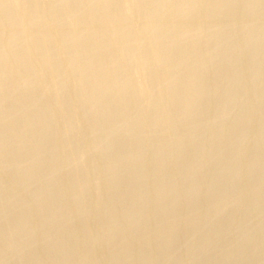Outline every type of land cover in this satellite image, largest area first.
I'll return each mask as SVG.
<instances>
[{
	"label": "rangeland",
	"instance_id": "rangeland-1",
	"mask_svg": "<svg viewBox=\"0 0 264 264\" xmlns=\"http://www.w3.org/2000/svg\"><path fill=\"white\" fill-rule=\"evenodd\" d=\"M73 1H76V0H73ZM73 1L71 0L72 3H73ZM117 1L119 3L122 2V6H124V7L128 5V1H124V0H117ZM199 1H201V0H199ZM203 1H205V0H202L201 2H203ZM217 1L218 0H216V2ZM238 1L239 0H235L234 3L232 4V7H234L233 9L230 5L228 8L223 9L222 11H217L215 9H212L211 12H210V10H207V12H206V10L202 9V10H199L198 12H196L197 14H195L196 17H201V18L203 17L204 19L208 20L209 23L202 25V28H203V26L206 25L202 29V31L204 33H206V31L208 30L207 33L210 34V36H208L209 38L207 37V39L206 38L204 39L206 42L204 40H203L204 42H202L203 44H205V46H203L201 41L198 43V45H196L197 46L196 48H198V46H199V48L197 49L198 53L201 54L202 47L204 49L206 47H209L210 44H213V46L215 44H218L215 46V49H217L218 52L215 51V49H213V53L215 51L217 53L218 57L211 61V62H213L211 65H210L211 62L209 63V65L208 64L206 65V69H207V72H205L206 75H205V73L202 74L200 76L201 78L199 77L200 80L198 81V83H200L201 85L204 83L203 85H205L206 87L216 86V83H217V85L220 84L218 86L219 90L221 89L220 91L217 88L213 91L209 90L208 94L206 93V95L209 97L207 99H209V101L212 104L206 99L207 96L205 95L203 98L204 101H203V99H201L200 104H198L196 107V110L198 112H200V109L204 110L206 108V111H208L207 113L204 114L205 110L204 111L202 110L203 112L201 111L199 113V117L195 116V118H193L191 116H187L188 111H186V110H181V109L177 110L176 107L171 108L170 110H168L170 113L167 112L168 113L167 115L165 113L163 118L161 120H158V122L155 123L154 126H157V127L153 128V129H149L146 133V131H144V129H147L148 125H145L146 121L144 122V120H147V123L150 124L148 121L151 122V120H149V119H152V116H153V115H151V113L152 114L155 113V111H150V112H148V114H146L149 119L145 115V118H143L144 120L141 119L142 121L140 120L138 123H136L137 125L135 124V127H133L134 133L132 130V135L128 136V139L125 138L126 141H124L123 136L119 137V139L117 141V144L119 142V145L115 144L114 145L115 147H113L114 149L110 148L107 152L99 153L98 149L97 148L94 149L95 148L94 147L93 148L95 150L94 153L95 154L97 153L96 155H98V158H97V157H94L95 154L92 151L93 149L90 147V145L92 146V144H93L91 142V140L94 139V137H96V136H98L97 138L102 137L105 130H103V132H102V128L100 127L94 132V134H93V132H91L92 135H90L89 134L90 132H89V133H87L88 134L87 135L86 134V131H88L87 129L91 126L90 124L94 123V120L92 121L93 117H91V116L89 117V115H88V116H86L85 120L89 118L90 121L89 120L85 121L86 123L87 122L88 123L86 126L84 125V127H87L88 125L89 126L86 129L83 127L85 130H82V131H85V133L82 131H78V133L77 132L75 133V131L72 130L74 132L73 134H76V135H73L71 132V135H69V138L66 137L64 135V132H65L64 124L66 123V121H65V118L63 116L70 109L69 103L66 101L65 104L67 106L64 107V105H65L64 104L63 105L64 111L59 113L60 116L63 115L62 117L64 119H62V117L60 118L59 114H55L56 116L53 115L54 117L52 116V119H51V117L50 118L43 117L39 121V124L40 125L41 124L42 125H46V124L48 125L49 124L47 127L50 129L42 131L40 133L41 135L39 133L35 134V132L34 133L29 132L26 136V137H28L27 139H31V138L35 139V138H37V136H39L38 138H44L42 133L43 134L45 133V135H46L45 140L46 141H45V143L42 144L43 148L41 146H40L41 149L38 148L39 153H42V150L44 149V147H46L43 150L44 151L43 152L44 154L42 153L43 155H39L37 150H33V151H37L36 153L32 152V150L31 151L29 150L27 153L18 152L19 154L18 153L14 154L16 152L14 150L12 152L7 150V151H4L5 153L4 152L2 153L3 157L0 156V165H3L2 166L3 170L1 169V166H0V183H1L0 185H2V187L0 186V243H1L0 244V257H1L0 264H18V263H21V264H46V263L47 264H54V263L55 264H58V263L59 264H78V263L79 264H87V263L88 264H101V263L105 264V263L109 262V260H110L109 263L115 262V260L118 263V262H122V261H118L119 259H124L126 256H129V254L130 255L133 254V252L135 250L140 251V252H142L144 250L142 252L143 260L146 262L149 261V262H147V264H149V263L150 264H162V263L163 264H170V263L171 264L172 263L173 264L174 263L175 264H183L182 262L184 259H185L186 264H206V261H207V264H225V263L226 264H231V263L232 264H248V263H250V264H264V198H263L264 197V195H263L264 194V96H263L264 95V77H263L264 76V73H263L264 72V61H263L264 58L262 59V57H264V38H263L264 37L263 36V34H264L263 33L264 32L263 31L264 30V7H263L264 3H260V4H257L255 6H252L251 8L245 9L242 6H245V4L247 2H250L251 0H240L239 2ZM125 2H126V5H124ZM52 3H55V0L51 1L48 4V8L54 5ZM241 3H242V5H241ZM243 3H245V4L243 5ZM151 4L152 3H150V5ZM239 5L241 8L239 7ZM148 6H149V4L146 5V7H148ZM259 6H261V7H259ZM146 7H145V9H146ZM230 7L232 10L230 9ZM238 7L240 9H242V12L239 11L240 9H238V11H236L237 10L236 8H238ZM101 8L98 9L99 13H104L106 11V9L103 7H101ZM260 9H261V11H259ZM224 10H225V13H224ZM247 10H248V13L250 15L249 14L247 15ZM201 11H203V12H201ZM215 12H216V14H214ZM228 12L232 13V15ZM238 12H241V13L238 14ZM145 13L146 12L143 11L140 14H138V18H139L138 20H142L143 17H144L143 19H145L147 16V14H145ZM202 13L204 14L203 16H202ZM140 15H142V18L140 17ZM209 16H210V19H209ZM258 16H260V17H258ZM196 17L194 20H192L190 22V26L193 25L194 27H197L199 25L198 20L196 21V19H197ZM250 17H252L253 19ZM257 17H258V19H257ZM223 20H224V22H223ZM244 20L246 21L245 23H244ZM254 20H256V21H254ZM210 21H214L211 23L217 24V25L212 24V25H214L212 32L214 31V29L217 30L220 28V30L224 31L225 34L230 33V36L227 35V36H229L227 38V41H222L221 43L220 42L215 43L216 39H214L213 40L214 43L210 42V41H212L210 39L212 37V33H210L211 32L210 27H212V26H210ZM218 22H219V24H218ZM235 22H237V23L235 24ZM242 22H243V24H245V26L242 24ZM192 23H194L195 25ZM222 23H224V24H222ZM81 25L85 26V24H81ZM124 26L125 25H123V24H122V26L120 25L117 28V31L121 27H124ZM232 26H234V27H232ZM230 27H231V29H230ZM236 28H238V30ZM246 29H248V30L246 31ZM256 30H258V31H256ZM250 31H253L254 33L256 31V35H255L256 38L251 39L250 41H248L246 43L242 42V44L244 46L242 44H239V43H241V42H239V40L242 41L244 39L243 36H245V34L247 32H250ZM209 34H207V35H209ZM238 36L239 37L241 36V37L239 38ZM236 37H238V38H236ZM228 39L231 40V42L229 43L230 45L228 44V42H229ZM252 40H254V41H252ZM234 43H235V45H234ZM208 44H209V46H208ZM248 44H250V45H248ZM0 45H2L1 41H0ZM16 45H18V47ZM16 45L10 47V49H15V48L21 47V44H16ZM221 45L223 47H221ZM22 46H23V43H22ZM200 46H201V48H200ZM225 47H226V50L224 51L223 49H225ZM240 47L242 48V50L240 49ZM10 49H8V51ZM6 51H7V49H6ZM223 51L225 54L223 53ZM227 51H228V53H227ZM256 52L258 54H256ZM216 53H214L215 56H216ZM222 53H223V55H222ZM228 54H230V55H228ZM220 55H221V57H220ZM233 55H234V57H233ZM256 55H258V56H256ZM222 56H224V57H222ZM228 56L229 57L231 56L230 57L231 59L233 58L232 60L234 61V63L230 59H228L229 58ZM259 57H260V59H259ZM218 59H220V63H222L220 65H223V66L225 65V67H224L225 69L222 70L223 67L220 66V68H221L220 70H214L216 65L217 66L219 65ZM214 61H217V62L214 63ZM243 62H245V63L243 64ZM214 64H215V66H214ZM243 65H244V67L242 70ZM208 66H210L209 69H208ZM227 66L231 67L230 72H229V69ZM233 67H235V68H233ZM187 68H188V66H186V68H184V69L187 70ZM211 69H212V71H211L212 72V74H211L212 78H210L211 75L209 73ZM245 70H247V71H245ZM223 71H224V74L222 73ZM226 71H228V72L226 73ZM214 72H216V73H214ZM242 72H243V75H242ZM258 72H260V73H258ZM217 73H218V75H217ZM228 73H229V76H228ZM261 73L263 74V76ZM225 75H227L228 77ZM238 75H239V77H238ZM245 75H247V76L245 77ZM222 76L225 80L227 78L230 80L229 81L227 80L226 81L227 83H225V80L222 78ZM220 77H221V79H220ZM234 77H236V78L234 79ZM244 78H245V80H244ZM211 79H212V83L210 84ZM213 81L216 83L214 84ZM11 85H12V83H7V86H11ZM223 85H225V86H223ZM70 91H69V89L66 90L65 95L70 97L71 96ZM212 92H214V94ZM215 92H216V95H215ZM25 93H27V95L24 94V95H21L22 97L21 96L20 97L24 98V96H25V98H31V97L36 96L35 94L37 92L36 93L34 92V94H33V91L29 92L30 94L28 92H25ZM218 93H219V95H218ZM224 94H225V96H224ZM212 95H214V97L215 96L216 97L214 98V97H212ZM231 95H232V97H231ZM237 95H239V96H237ZM154 97L158 98V94L154 93ZM210 97L212 98V100L210 99ZM229 97H230V99L231 98H233V99L229 100L228 99ZM9 99L6 100L5 105L3 106V109H5V107L7 108L6 104L9 103L8 106L11 104L10 101H14L12 98H11L12 100H10V101H9ZM236 99L238 101L240 99V101H239L240 104L236 103V102H238V101H236ZM49 100H51L50 97L45 98V101L43 100L44 102H41L43 106L40 105L39 107H43L45 109L47 107L46 105H48V106L52 105L50 103H52L53 100L52 101H49ZM206 100H207V103H204ZM219 100L220 101L222 100L221 102L223 104L219 103ZM121 101H120V104H121L120 106H126L127 105L126 103H128V98H124ZM138 101L135 103V105L132 106V107H134V109L132 107H129L126 109V111H128L127 113L123 112V114H122L123 117L121 116V119H122L121 122H123V121L124 122L121 124H127L130 121L132 122L133 120L138 118V115H139L138 113H140L138 110L141 108L140 105L144 104V100L140 99ZM208 102L212 105L211 107H209L210 104ZM230 102H234V105H233V103H231V105H233L235 107H233V106L231 107ZM204 104H205V106H204ZM235 104H237V105H235ZM202 105L204 106V108H202ZM221 105L222 106L225 105L226 107L223 110L226 109L227 111L225 110L224 112H222L223 110L221 111ZM217 107L220 108V111H219L220 113H218V114H217V112L219 109L217 111L215 110V109H217ZM36 108L38 109V106H36ZM42 109L39 108V110H42ZM65 109H66V111H65ZM136 109H138L137 110L138 113L136 112ZM229 109H230V111H228ZM14 110H16V111H14V113H19L18 109H14ZM214 110L216 111V113H214ZM185 111H186V113H185ZM176 113H178V114H176ZM181 113H182V116H181ZM221 113L222 114L224 113V114L220 115ZM108 115H111L112 117L111 116L108 117ZM114 115L116 116L117 114L116 113L115 114L114 113H108L104 119L105 120L107 119L108 121L110 119V121H112L116 118ZM124 115H126L125 118L128 119L127 121L124 118ZM217 115H219V116H217ZM244 115H245V117H244ZM165 116H166V118H164ZM180 116H181V118H180ZM238 116H239V118H238ZM184 117H186V118H184ZM189 117H191L192 119H190ZM197 117H198V120L196 119ZM216 117H220V118H218L219 120ZM130 118L131 119L133 118V120H131ZM167 118H168V120H166V121H168V122L170 121L171 123L173 121V123L171 125V132L168 133L169 137L172 136L170 138L166 137L167 134L165 136L160 135L161 134L162 121H164V119H167ZM211 118H212L213 122L212 121L210 122ZM234 118H236V119H234ZM46 119H48L49 121ZM50 119H51V122H50ZM179 119H183V120L181 121ZM193 119H196L201 124V126L198 127V129H200V131L197 129L196 136H195L196 141L198 140L197 142L194 139L188 138V136H189L188 133L190 134L189 129H191V127H193L195 125L196 120H193ZM204 119L206 120L205 122H204ZM214 119H216V120H214ZM229 119L231 121L230 123H229ZM58 120H60V122H61L60 124H62V127L59 124V122L56 125V121H58ZM192 120L194 121L193 123H192ZM44 121H45V123H44ZM46 121H48V122L46 123ZM184 121H186V124H184V125L181 124V122L185 123ZM234 121H235V123H234ZM85 122H84V124H86ZM198 122H197V124H198ZM236 122H237V124H236ZM238 122L240 123V126H238L239 125ZM159 123H160V126L158 125ZM58 124H59V126H58ZM226 124H228V126ZM229 124L231 125V127ZM234 124H236V125L234 126ZM1 125L2 124H0V127H1ZM54 125H56L55 126L56 129H54L55 128ZM202 125H204V127L206 126V128H204ZM175 126L178 128L181 127L180 128L181 130L177 129ZM2 127L0 128V130L2 129L0 131V133L5 134L7 132V127H5L4 125H2ZM51 127H54V128L51 129ZM57 127H58V130H57ZM186 128H189V129H186ZM207 128H208V130H207ZM231 128H233V129H231ZM3 129H5V130L3 131ZM159 129H160V132H159ZM172 129H174V134L172 133V131H173ZM182 129L183 130L186 129L187 131H185V130L183 131ZM175 130H177V131H175ZM179 130H180V133H178ZM234 130L236 133L234 132ZM46 131H47V134L50 131L49 137H47L48 135L46 134ZM58 131H60L63 136H61L60 133H58ZM135 131L136 132L138 131L136 133V135H135ZM213 131H215V132L213 133ZM223 131L225 132V134L227 136L224 134ZM52 132L53 133L55 132V133L53 134ZM150 132L152 134L148 135ZM155 132H157L158 135H154ZM185 132L187 133V135ZM56 133H58L57 137H56ZM80 133H82V134H80ZM215 133L216 134L218 133V135H216ZM84 134H86L87 136L85 135V137H84ZM12 135L14 137L13 139L11 138ZM12 135H9V136L7 135V139L5 138L6 136L4 137L5 141H3V144H4V142H6L4 144L6 147H9V146H11L10 144L14 143L15 135L14 134H12ZM30 135H32V136H30ZM51 135L54 136L53 139H55V137L61 138V141H63L62 139H64V137H65L64 140H65V142H67L65 145L66 148H64L65 146L63 144L62 145V151H61V146H59V145H61L64 142H60L61 143L60 144L59 139H58V145H57L56 139L53 140L51 138L52 137ZM93 135H94V137H93ZM116 135H117V133L112 134V136H116ZM139 135L142 138H140ZM146 135L148 136V138ZM160 136L162 137L163 140L161 139ZM173 136H174V138H173ZM158 137H159V139H158ZM178 137H180V139H178ZM183 137H185L184 142H183ZM80 138L83 140L81 141ZM186 138H187V140H186ZM69 139H70V141H68ZM140 139H142V141ZM189 139H190V141H188ZM205 139H206V141H205ZM218 139L221 141L219 142ZM225 139L230 140V141H227ZM96 140L97 139L95 138L94 141L97 142L98 140L97 141ZM128 140L130 141V143L132 145L130 143H128ZM154 140H155V142H154ZM178 140L181 141L182 144H180L181 142H179ZM144 141H145L146 146L144 145ZM192 141H195V143L193 144ZM172 142L174 143L175 146L173 145ZM188 142H189V144H188ZM86 143H88V144H86ZM121 143H122V145H121ZM139 143L142 146L139 145ZM147 143H148V145H147ZM162 143H163V145H162ZM128 144H130L133 148L129 147ZM168 144L171 145V147H168L169 146ZM201 144L203 145V147ZM48 145H50V147H48ZM51 145H53V148H51ZM124 145H126L124 147V149H121ZM157 145H158L159 149H162L163 147H166V148H163L162 150H158ZM180 145L182 147H180ZM189 145H190V147H189ZM218 145L220 148H217ZM226 145L228 148H226ZM120 146H122V147H120ZM139 146H141V147H139ZM58 147H60V149ZM117 147H118V149H117ZM84 148H85V151H84ZM125 148H126V150H125ZM130 148H131V150H130ZM134 148L136 149L135 152L132 151ZM137 148H138V150H137ZM182 148H184L186 150L185 155H184V150L182 151ZM214 148H217V149H214ZM18 149L23 151V147H20ZM49 149H50V152L52 151V153L49 152ZM116 149L119 150L120 152H122V155L123 154L125 155V156L124 155L123 156L126 159V161L123 163H120V165L118 164V167L120 166V168L117 167L118 169L116 170L117 173L122 174V176L124 177V178L122 177V179L120 180L122 185L121 184L118 185L117 188L114 189V191L112 190V193H111V191L109 192V190L111 189L110 184H109L110 180H111L110 178H112V176H113L111 171L107 172L108 173L107 175L109 177L104 175L105 178L103 177L104 178L103 179L104 182L102 181L103 183L100 181L98 184H94V182L98 178V172H102L100 170L105 169V166H107V164L111 163L112 160H114V158H113L114 154L111 155V157H110V154L114 153V150L116 151ZM188 149L190 151H188ZM195 149H198V150L195 151ZM19 150H17V151H19ZM122 150H125V151H122ZM215 150L216 151L220 150V151L216 153ZM109 151H112V153H110ZM159 151H160V153H159ZM178 151L181 152V155L179 157H176V159L174 160V157H175L174 154L176 155L178 153ZM77 152H80L79 154L82 156V157H80V159L77 158V154H78ZM136 152H139L141 154V157H143L144 159L142 158L139 160L138 159L129 160L128 156L131 157ZM163 152H164V155H162ZM166 152H168V153H166ZM189 152H191V153H189ZM20 153H21L22 157L20 156ZM68 153H69V155H67ZM193 153H195V155ZM10 154H12V155H10ZM126 154H127V156H126ZM13 155H14V157H12ZM18 155H19V157H18ZM48 155H50V157H48ZM55 155H56V157H55ZM167 155H168V157H167ZM4 156H6V157L4 158ZM35 156L38 159H36ZM39 156L42 158L41 160H40ZM42 156H44V157H42ZM100 156H101V158H100ZM1 157L3 159H5V164H2V161L4 163V160H2ZM92 157L96 158V159H92ZM216 157L217 158L219 157V159H216ZM64 158L66 159V161L64 160ZM179 158H180V161H179ZM62 159L64 160L65 163L62 161ZM69 159H73V160H71V164H73V166H74V169H75L74 171L73 170L68 171V169L66 168L67 161ZM145 159H147V160H145ZM11 160H14L16 162V163H14L16 166L9 164V162H11ZM32 160H33V162H31ZM76 162L79 164H77ZM7 163L10 166V168L8 167ZM31 163H33V164H31ZM41 163H43V164H41ZM54 164H55V166H54ZM63 165H65V166H63ZM48 167H49V169H48ZM64 167L66 168V170H64ZM124 167H126V168H124ZM156 167H158V168H156ZM54 168H56V170ZM146 168H148V169H146ZM16 169H19V170L16 171ZM126 169H128V171ZM91 170H93V171H91ZM10 171H12V172H10ZM47 171H48V173H47ZM70 171H71V173H70ZM192 171H193V173H192ZM52 172L54 175H52ZM89 172L92 176V180L90 179L89 183L91 181L92 187L98 188L99 190L101 188L102 192L100 190V192L98 194L93 193V191L91 189L92 187L90 188L91 184L88 183ZM92 172L95 175H93ZM78 173H81L82 176L79 174L80 175V177H79V175H77ZM126 173L129 176L128 180L126 178ZM137 173H139L140 175ZM180 173H182V175ZM191 173H192V176L190 175ZM17 174H19V175H17ZM22 174H24V176L27 178H31L30 182L25 184L26 186L25 185H19L18 186V184H17L19 182L20 175H22ZM72 174H74V175H72ZM100 174L101 173H99V175ZM50 175L53 176L51 178V181H50V177H51ZM148 175L151 176L150 177L151 179L149 178ZM186 175H188V176H186ZM137 176H140V178ZM13 177H15V178L13 179ZM82 177H84L83 178L84 180L81 179ZM168 177H170V178H168ZM125 178H126V180H125ZM134 178H137V179L134 180ZM165 179H167V180H165ZM73 180L76 182H73ZM80 180L81 181L83 180V182L86 183V186H85V188H83L81 190H76V187H74V185H76L77 181H80ZM176 180H177V182H176ZM10 181L17 182L16 184L14 183V185L17 187H20L21 191L18 190V188L15 187L14 185H12V183ZM35 181H36V183H35ZM43 181H44V183H43ZM143 181H144V184H143ZM163 181H165L166 185L164 183H161ZM141 183H142V185H141ZM8 184H10L11 187ZM32 185H34V186H32ZM44 185H48V186L45 187ZM72 185H73V187H72ZM42 186H44L47 189L50 186V188L52 189L51 190L52 192L47 193L48 191H50V188L48 190L44 189L45 192L42 191L44 188ZM63 186L64 187L66 186V189H63L62 188ZM68 186L72 192L70 190H67ZM142 186L144 187L145 192H143ZM190 186H192V189ZM12 187H13V190H12ZM123 187H124V189H122ZM134 187H135V189H134ZM193 187H195V188H193ZM198 187H200V188H198ZM73 188L75 191L73 190ZM125 188H126V190H125ZM186 189H187V192H186ZM194 189H196V190H194ZM30 190H33V191H30ZM64 190H66V191H64ZM134 190L135 191L140 190L139 192H141L140 193L141 196L144 195L143 197L145 199V201L142 200V201H144V203H142L140 201L141 203L137 202L138 204L134 205L135 207L134 206L132 207L135 210L129 209L128 207H126L127 204L132 199L135 198L134 197V193H135ZM162 190L164 192L168 193V197L159 195L160 192H163ZM117 191H118V193H117ZM130 191H131V193L129 194ZM192 191H193V193H192ZM58 192H60V193L58 194ZM183 192L186 193V195ZM46 193H47V195H46ZM143 193H145V194H143ZM42 194L44 195V197ZM50 196H54L55 200L49 201ZM78 197L81 198L79 203L77 202ZM126 197H128V200L126 199ZM224 199H226V200H224ZM82 200L84 203L83 205L80 204V203H82ZM47 201H48V203H47ZM56 201L58 202L59 206L56 204L57 203ZM110 201H111V204H110ZM54 202H56V203H54ZM50 203H52V204L48 205ZM117 203L119 206H122V207L120 208L119 206H117ZM222 203L223 204L229 203V205H227L228 207L226 206V207H223L221 209ZM177 204H178V206H177ZM248 204H249V207H248ZM36 205H38V206H36ZM52 205H53V207H52ZM34 206H36L37 208ZM123 207H125V208L123 209ZM42 208H43V210H42ZM61 208H62V210H60ZM82 209H84V210H82ZM143 209H144V213H142ZM52 210H54V212ZM107 210H108V212H107ZM166 210H168L167 213H166ZM255 210H257V211H255ZM32 211L35 213H33ZM119 211L121 214L119 213ZM137 211L138 212L141 211V218H139L140 220H138L137 223H136V220H134L133 221L134 227H131V226H129L130 220L126 221V219H124L125 218L124 216L128 217V215H131L135 212L138 213ZM241 211H243V212H241ZM74 212H76V214ZM188 212L190 215H188ZM37 213H39L40 215ZM80 213H83V214L86 213V215L84 214V218H81ZM37 215H38V217H35ZM170 216H172L174 220ZM190 216H192V217L190 218ZM200 216H202V217H200ZM34 217L36 219H34ZM163 217L164 218L166 217V219H164ZM37 219H39V220H37ZM123 219L125 220V222ZM149 219H150V221H149ZM191 220L193 223L191 222ZM95 221H96V223H95ZM241 221H243L244 223ZM226 223H227V225H226ZM234 223H236L237 225H235ZM117 226H118V228H117ZM111 227L116 228V230L114 231L115 233L111 232V229H112ZM127 227L130 229H128ZM230 227L233 229H231ZM105 228L108 229V231H109L108 233H107V229L104 230ZM18 229H20V230L18 231ZM228 229H230V230H228ZM235 229H236V231H235ZM255 229H257V230H255ZM158 230H162L163 233H166L167 231L168 232L171 231L172 233L174 232L172 235L173 236L172 239L174 241L171 240L172 242L171 241L164 242L165 241V235L164 236L162 235L163 237L162 236H158L157 238L155 237L156 239L155 238L149 239V238H151L150 236L152 235V233L156 232ZM20 231H21V233H18ZM39 231L40 232L42 231V232L40 234H38ZM150 231H152V232H150ZM240 231H241V233H240ZM246 231L248 232V234H250V237H251V238L249 237L248 241L242 240L243 235L246 234ZM127 232H129V234ZM142 232L147 234L149 237L146 236V238H144V239L141 238L140 233H142ZM43 234L47 237L49 236L48 237L49 240H45V237L44 236L42 237ZM126 234H128V235H126ZM235 234H237V235H235ZM30 235H32V236H30ZM38 235H39V238L42 240H40L37 237ZM137 235H138V237H137ZM106 236H108L110 238L108 239V237H106ZM126 236H127V239H126ZM31 237H33V239ZM128 237H130V238L128 239ZM55 238H56V240H55ZM139 238H140V241H139ZM178 238H180V239H178ZM206 239L207 240L211 239L212 242L209 243L210 245L207 247V249L201 248V245L205 242ZM251 239H252V241H251ZM3 240H4V242H3ZM129 240H130V243L128 242ZM26 241H27L28 245L24 244V243H26ZM126 241L128 243L127 245L125 243ZM122 243L125 245H123ZM173 243H174V245H173ZM165 244H166V246H165ZM194 244H196V245H194ZM192 245H194V248H193L194 250H192ZM259 245H260V247H259ZM15 246L16 247L17 246H26V247L28 246L27 252H26V255H28V256H25L24 254H20V253L11 254L9 252H6L9 250H12L13 248H15ZM65 246H67L69 248V251H68L69 253L67 256H64V251H66ZM136 246H137V248H136ZM1 247H2V249H1ZM185 247H186V249H185ZM241 247H242V250H241ZM182 249H183V253H182ZM250 249H251V251H250ZM165 250L166 251L168 250L167 252L170 251L173 255L171 254V257H168V255H166V253H165ZM116 251H117V253H116ZM242 251H244V255L241 256V254H239V253ZM155 252H157V253H155ZM246 252L248 253V257L246 255ZM127 253H129V254L127 255ZM125 254H126V256H125ZM146 254H148L147 256H149V255L150 256L147 257ZM182 254L184 255V257ZM196 254L198 255V258H196L190 262L189 256L191 257V256H194ZM254 255H256V256H254ZM29 256H31V258H33V259H31ZM247 259H249V260H247ZM186 260H188V261H186ZM142 261L140 262V264L142 263ZM109 263H107V264H109ZM120 264H123V263H120ZM143 264H145V263L143 262Z\"/></svg>",
	"mask_w": 264,
	"mask_h": 264
},
{
	"label": "bare ground",
	"instance_id": "bare-ground-1",
	"mask_svg": "<svg viewBox=\"0 0 264 264\" xmlns=\"http://www.w3.org/2000/svg\"><path fill=\"white\" fill-rule=\"evenodd\" d=\"M53 1V0H0V41L2 42V45H0V124L4 125L5 127H7V132L5 134H1L0 135V156H2V153L4 151L9 150L10 152H12L13 150L16 151L14 154L18 153V152H24L27 153L29 150L32 152H37L38 148H40V146L42 147V144L45 143V139H46V135L45 133L42 135L44 136V138H38L39 136H37V138L35 139H27L28 137L27 134L29 132H35L36 133H41L44 130L50 129L47 126L49 125H40L39 121L43 118V117H47L52 119V116H56L55 114H59L62 111H64V107L67 106L65 103L66 101L69 103L70 109L68 110V112L65 114L64 112V116L59 114V117L61 118L62 116L65 118L66 123L64 124V135L66 137L69 138V135H71L74 133L73 131H75V133L78 131H82L85 130L87 127H84V125L86 126L87 123L85 121L89 120L86 119V116L89 115V117H93L92 121L94 120V123L90 124L91 126L87 129L88 131H86V134L89 133L90 135H92L91 132H94L98 129V128H102V132L104 131V134L102 135V137L97 138L98 136L94 137V139L96 138L97 142L94 141V139L91 140L92 146L90 145V147L93 149H98L99 153H103V152H107L110 148L114 149L113 147H115L114 145H119V142L117 144V141L119 139V137L123 136L124 137V141H126V139H128V136L132 135V130L133 127H135V124L138 123L141 119L144 120L143 118H145V115L148 114V112L150 111H155L154 114L151 113L152 119H149L146 115V117L151 120L148 121L150 124L147 123V120H144V122L146 121L145 125H148L147 129H144V131H147L149 129H153L157 126H154L156 122H158V120H161L164 116V114L166 113V115L168 113H170L168 110H170L171 108H175L181 109V110H186L188 111L187 116H191L193 118H195V116L199 117V113L203 110L200 109V112H198L196 110V107L198 104H200L201 99L204 98V96L206 95V93L208 94V91H213L215 89L218 88L219 90V85H217L216 82H214V84L216 83V86H212V87H206L205 85H201L200 83H198V81L200 80V76L202 74H204L205 72H207L206 69V65L213 60L216 59L217 53L215 51H217V49H215V46L218 44H215L213 46V44H208L209 47H206L203 49L202 47V52L201 54L198 53L196 48L198 45V43L201 41L204 42L205 38L207 39L208 36H210L208 32V30L206 31V33H204L202 31V29L206 26L202 25L209 23L208 20L204 19L203 17H196L195 14H197L196 12H198L199 10H210V12L212 11V9H215L217 11H222L223 9L228 8L230 5L232 7V4L234 3L235 0H218L216 2V0H205L203 2L199 1V0H124V1H128V5L127 6H122V2L119 3L117 0H76L73 1V3L71 2V0H55V3L53 6L48 8V4ZM240 1V0H239ZM238 1V2H239ZM246 2V1H245ZM150 3H152L150 5ZM260 3H264V0H251L250 2H247L246 4L243 3V5L245 4V6H242L243 8H251L252 6H255L257 4ZM148 7H146V5H148ZM239 4V3H238ZM126 5V2L125 4ZM242 5V3H241ZM105 8L106 11L104 13H99L98 9L99 8ZM146 7V9H145ZM230 7V9H231ZM240 7V5H239ZM236 8L238 11V9L240 8ZM261 7V6H259ZM264 7V6H263ZM234 7H232L233 9ZM102 9V8H101ZM100 9V10H101ZM231 9V10H232ZM262 9V8H261ZM261 9L259 11H261ZM103 10V9H102ZM145 11L147 14L146 18L143 19L142 15H140V17L142 18V20H138V14H140L141 12ZM227 11V10H226ZM239 11L242 12V9H240ZM245 11V10H244ZM251 11V10H250ZM203 12V11H201ZM241 12H238L241 13ZM225 13V10H224ZM230 13V12H228ZM255 13V12H254ZM216 14V12L214 13ZM232 15V13H230ZM248 10H247V15H248ZM201 15V14H200ZM204 14L202 13V16ZM222 15V14H221ZM241 15V14H240ZM250 15V14H249ZM238 16V15H237ZM254 16V15H253ZM195 17L197 18L196 21L198 20L199 25L197 27H193L190 26V22L192 20L195 19ZM208 17V16H207ZM240 17V16H239ZM242 17V16H241ZM260 17V16H258ZM257 17V19H258ZM140 18V19H141ZM231 18V17H230ZM249 18V17H248ZM252 18V17H250ZM210 19V16H209ZM253 19V18H252ZM263 19V18H262ZM212 20V19H211ZM219 20V19H218ZM228 20V19H227ZM237 20V19H236ZM243 20V19H242ZM246 20V19H245ZM244 20V23L246 22ZM232 21V20H231ZM235 21V20H234ZM240 21V20H239ZM256 21V20H254ZM214 21H210V33H212V37L210 38L212 41H210L211 43H214L213 40H215L216 42H222V41H227V38L230 36V33L225 34L224 31L219 29H214V31L212 32V29L214 27V23H211ZM222 22V21H221ZM220 22V23H221ZM224 22V20H223ZM226 23V22H225ZM231 23V22H230ZM237 22H235L236 24ZM257 23V22H256ZM81 24H85V26H82ZM125 25L124 27H121L118 31L117 28L121 25L122 26ZM194 24V23H192ZM214 24V25H212ZM219 24V22H218ZM224 24V23H222ZM243 24V22H242ZM258 24V23H257ZM195 25V24H194ZM232 25V24H231ZM245 26V24H243ZM221 26V25H220ZM224 26V25H223ZM230 26V25H229ZM227 27V26H226ZM234 27V26H232ZM237 27V26H236ZM260 27V26H259ZM222 28V27H221ZM224 28V27H223ZM244 28V27H243ZM208 29V28H207ZM231 29V27H230ZM238 30V28H236ZM253 29V28H252ZM257 29V28H256ZM225 30V29H224ZM248 29H246L247 31ZM254 30V29H253ZM226 31V30H225ZM258 31V30H256ZM256 31L255 33L253 31L247 32L245 34L244 39L241 41L239 40V44H242V42L246 43L248 41H250L251 39L256 38ZM264 31V30H263ZM262 31V32H263ZM232 32V31H231ZM237 32V31H236ZM241 32V31H240ZM264 33V32H263ZM262 34V33H261ZM229 35V36H227ZM237 35V34H236ZM240 35V34H239ZM233 36V35H232ZM264 36V34H263ZM234 37V36H233ZM239 37V36H238ZM236 37V38H238ZM241 37V36H240ZM239 37V38H240ZM262 37V36H261ZM209 38V37H208ZM213 38V39H212ZM264 38V37H263ZM204 40V41H203ZM208 41V40H207ZM228 44L231 42L230 39H228ZM254 41V40H252ZM206 42V41H205ZM234 42V41H233ZM23 43V46H22ZM200 43V44H201ZM224 43V42H223ZM222 43V44H223ZM226 43V42H225ZM258 43V42H257ZM262 43V42H261ZM16 44H21L20 48H15V49H10V47L15 46ZM203 44V43H202ZM201 44V45H202ZM255 44V43H254ZM253 44V45H254ZM230 45V44H229ZM235 45V43H234ZM243 45V44H242ZM247 45V44H246ZM250 45V44H248ZM257 45V44H256ZM18 47V45H16ZM203 46H205V44H203ZM244 46V45H243ZM220 47V46H219ZM221 47H223L221 45ZM228 47V46H227ZM242 47V46H241ZM240 47V49L242 50V48ZM263 47V46H262ZM201 48V46H200ZM230 48V47H229ZM7 49V51H6ZM8 49H10L8 51ZM213 49H215L214 53H216V56L213 53ZM238 49V48H237ZM251 49V48H250ZM224 51L226 50L223 49ZM228 50V49H227ZM261 50V49H260ZM223 51V53H224ZM218 52V51H217ZM222 53V55H223ZM228 53V51H227ZM230 53V52H229ZM236 53V52H235ZM243 53V52H242ZM255 53V52H254ZM225 54V53H224ZM244 54V53H243ZM256 54H258L256 52ZM230 55V54H228ZM235 55V54H234ZM233 55V57H234ZM246 55V54H245ZM252 56V55H251ZM258 56V55H256ZM221 57V55H220ZM224 57V56H222ZM229 57V56H228ZM231 57V56H230ZM230 59L233 63L234 61ZM244 57V56H243ZM178 58V59H177ZM245 58V57H244ZM264 57H262L263 59ZM176 61H175V60ZM243 59V58H242ZM260 59V57H259ZM219 60V65L214 68V70H220V66H222V70L225 69V65H220L222 63H220V59ZM217 60V61H218ZM222 60V59H221ZM245 60V59H244ZM217 61H214V63H216ZM230 61V62H231ZM246 61V60H245ZM264 61V60H263ZM262 61V62H263ZM231 62V63H232ZM237 62V61H236ZM213 62L210 63V65ZM230 63V64H231ZM245 62H243L244 64ZM252 64V63H251ZM188 66L187 70H185L184 68H186V66ZM234 65V64H233ZM241 65V64H240ZM246 65V64H245ZM215 66V64H214ZM229 66V65H228ZM227 66V67H228ZM210 66H208L209 69ZM244 65L242 66V70H243ZM246 67V66H245ZM259 67V66H258ZM230 68L229 72H230ZM235 68V67H233ZM237 69V68H236ZM251 69V68H250ZM249 69V70H250ZM213 70V71H214ZM241 70V71H242ZM212 69L210 70V75L212 74ZM237 71V70H236ZM247 71V70H245ZM244 71V72H245ZM218 72V71H217ZM228 71H226L227 73ZM249 72V71H248ZM247 72V73H248ZM208 73V74H209ZM216 73V72H214ZM224 74V71L222 72ZM250 73V72H249ZM260 73V72H258ZM264 73V72H263ZM262 74V73H261ZM206 75V73H205ZM209 75V76H210ZM218 75V73H217ZM243 75V72H242ZM253 75V74H252ZM215 76V75H214ZM221 76V75H220ZM227 76V75H225ZM229 76V73H228ZM227 76V77H228ZM235 76V75H234ZM247 75H245L246 77ZM263 76V74H262ZM200 77V78H199ZM239 77V75H238ZM255 77V76H254ZM264 77V76H263ZM50 78V79H49ZM199 78V79H198ZM210 78H212V75L210 76ZM209 78V79H210ZM223 78V76H222ZM230 78V77H229ZM236 77H234L235 79ZM204 79V78H203ZM221 79V77H220ZM224 79V78H223ZM243 79V78H242ZM248 79V78H247ZM225 80V79H224ZM229 81L230 79H226L225 83H227L226 81ZM238 80V79H237ZM245 80V78H244ZM263 80V79H262ZM205 82V81H204ZM210 82V81H209ZM208 82V83H209ZM7 83H12L11 86H7ZM212 83V79L210 84ZM224 83V84H225ZM243 83V82H242ZM261 83V82H260ZM241 84V83H240ZM10 85V84H9ZM226 85V84H225ZM223 85V86H225ZM235 86V85H234ZM239 86V85H238ZM263 86V85H262ZM250 87V86H249ZM226 88V87H225ZM231 88V87H230ZM240 88V87H239ZM258 88V87H257ZM71 92V98L66 96L65 91L68 90ZM221 90V89H220ZM219 90V91H220ZM248 90V89H247ZM263 90V89H262ZM33 91L36 93L34 97L31 98H21V95H24L27 93L25 92H31ZM228 91V90H227ZM258 91V90H257ZM69 92V93H70ZM222 92V91H221ZM220 92V93H221ZM225 92V91H224ZM254 92V91H253ZM68 93V94H69ZM154 93L158 94V98L154 97ZM214 94V92H212ZM211 93V94H212ZM249 93V92H248ZM30 94V93H29ZM222 94V93H221ZM226 94V93H225ZM224 94V96H225ZM216 95V92H215ZM219 95V93H218ZM217 95V96H218ZM247 95V94H246ZM21 96V97H20ZM207 96V95H206ZM227 96V95H226ZM239 96V95H237ZM258 96V95H257ZM264 96V95H263ZM52 101V105H46L47 107L44 109L43 107H39L40 105H42L41 102L45 101V98H49ZM212 97H214V95H212ZM216 97V96H215ZM214 97V98H215ZM232 97V95H231ZM10 98V99H9ZM14 101H10L12 99ZM124 98H128V103H126V106H120V101L123 100ZM209 98L208 96L206 97V99ZM223 98V97H222ZM235 98V97H234ZM260 98V97H259ZM263 98V97H262ZM9 99L10 101V105L8 106V104H6L7 108L5 107V109H3V106L5 105L6 100ZM143 99L144 100V104L140 105L141 108L138 110L136 109V112L138 113V111L140 113H138V118L133 120V118L131 120H133L132 122L130 121L127 124H121L123 122L121 119V116L123 117V112L127 113L128 111H126L127 108L132 107L133 105H135V103L140 100ZM179 99V100H178ZM210 99L212 100V98L210 97ZM224 99V98H223ZM226 99V98H225ZM229 100H232L233 98L230 99V97L228 98ZM238 99V98H237ZM236 99V101H238ZM44 100V101H43ZM209 101V99H207ZM207 100L204 103H207ZM214 100V99H213ZM263 100V99H262ZM204 101V99H203ZM222 101V100H221ZM219 100V103H222ZM240 101V99H239ZM236 102L238 104H240V102ZM48 102V101H47ZM122 102V101H121ZM139 102V101H138ZM210 102V101H209ZM208 102V103H209ZM259 102V101H258ZM41 103V104H40ZM211 103V102H210ZM209 103V104H210ZM231 103L234 102H230V106L232 107L233 105H231ZM257 103V102H256ZM260 103V102H259ZM39 104V105H38ZM65 104V105H64ZM139 104V103H138ZM212 104V103H211ZM210 104L209 107H211L212 105ZM223 104V103H222ZM258 104V103H257ZM263 104V103H262ZM64 105V107H63ZM219 105V104H218ZM237 105V104H235ZM36 106H38V109L36 108ZM43 106V105H42ZM205 106V104H204ZM204 106L202 105V108H204ZM215 106V105H214ZM220 106V105H219ZM218 106V107H219ZM178 107V108H177ZM215 109L216 111L218 110L217 114L220 113V108ZM226 106H222L221 105V111L225 108ZM235 107V106H233ZM39 108H43L42 110H39ZM134 109V107H132ZM137 108V107H136ZM216 108V107H215ZM14 109H18L19 113H14ZM213 109V108H212ZM233 109V108H232ZM257 109V108H256ZM138 110V111H137ZM175 110V109H174ZM205 113H207L208 111H206V108L204 109ZM203 110V111H204ZM208 110V109H207ZM214 110V113H216V111ZM226 110V109H225ZM225 110H223L222 112H224ZM66 111V109H65ZM185 111V113H186ZM202 111V112H203ZM227 111V110H226ZM230 111V109L228 110ZM245 111V110H244ZM243 111V112H244ZM18 112V111H17ZM131 112V111H130ZM168 112V113H167ZM179 112V111H178ZM181 112V111H180ZM108 113H116L117 115L115 116L116 118L112 121L105 120L104 118L107 116ZM183 113V112H182ZM181 113V116H182ZM178 114V113H176ZM203 114V113H202ZM224 114V113H223ZM222 113L220 115H223ZM243 114V113H242ZM128 115V114H127ZM215 115V114H214ZM53 116V117H54ZM111 115H108V117ZM180 116V118H181ZM219 116V115H217ZM62 117V119H64ZM112 117V116H111ZM126 117V115H124V118ZM136 117V116H135ZM178 117V116H177ZM191 117H189L190 119H192ZM198 117L196 118L198 120ZM204 117V116H203ZM211 117V116H210ZM229 117V116H228ZM245 117V115H244ZM151 118V117H150ZM166 118V116L164 117ZM186 118V117H184ZM215 118V117H214ZM217 119L220 117H216ZM239 118V116H238ZM50 119V122H51ZM55 119V118H54ZM59 119V118H58ZM126 119V118H125ZM193 119V120H196ZM202 119V118H201ZM231 119V118H230ZM229 119V123L231 122ZM236 119V118H234ZM246 119V118H245ZM48 120V119H46ZM128 119H126L127 121ZM141 120V121H142ZM167 119H164V121H162V127H161V136H165L167 134L166 137L168 136V133L171 132V125L172 123L169 121H166ZM172 120V119H171ZM179 120H183V119H179ZM178 120V121H179ZM192 120V123L194 122ZM196 120V121H197ZM216 120V119H214ZM219 120V119H218ZM217 120V121H218ZM232 120V119H231ZM238 120V119H237ZM49 121V120H48ZM46 121V123L48 122ZM90 121V120H89ZM187 121V120H186ZM186 121H184L185 123L181 124H186ZM191 121V120H190ZM195 121V125L193 127H191V129H189L188 131L190 132V134L188 133V138L194 139L196 141V132L199 126H201V124ZM206 120L204 119V122ZM209 121V120H208ZM212 121V118L210 120V122ZM59 122V124L61 123L60 120L56 121V125ZM84 122L86 124H84ZM161 122V121H160ZM213 122V121H212ZM233 122V121H232ZM240 122V121H239ZM238 122V126H240V123ZM242 122V121H241ZM41 123V122H40ZM45 123V121H44ZM53 123V122H52ZM191 123V122H190ZM235 123V121H234ZM58 124V126H59ZM200 124V125H199ZM237 124V122H236ZM234 124V126L236 125ZM1 125V127H2ZM54 125V127L56 126ZM62 127V124H60ZM137 125V124H136ZM140 125V124H139ZM160 126V123L158 124ZM192 125V124H191ZM228 126V124H226ZM230 125V124H229ZM142 126V125H141ZM177 126V125H176ZM175 126V127H176ZM182 126V125H181ZM190 126V125H189ZM188 126V127H189ZM204 127V125H202ZM0 127V128H1ZM54 127H51V129H53ZM60 127V128H61ZM85 129H84V128ZM137 127V126H136ZM231 127V125H230ZM3 128V127H2ZM104 128V129H103ZM174 128V127H173ZM177 129H180L178 127H176ZM184 128V127H183ZM206 128V126L204 127ZM217 128V127H216ZM240 128V127H239ZM56 129V127L54 128ZM62 129V128H61ZM60 129V130H61ZM186 129H184L185 131H187ZM229 129V128H228ZM233 129V128H231ZM235 129V128H234ZM2 130V129H1ZM0 130V131H1ZM5 129H3L4 131ZM58 130V127H57ZM56 130V131H57ZM73 130V131H72ZM101 130V129H100ZM172 133L174 134V129H172ZM181 130V129H180ZM180 130L178 131V133H180ZM183 130V129H182ZM183 130V131H184ZM200 131V129H198ZM208 130V128H207ZM218 130V129H217ZM226 130V129H225ZM2 131V132H3ZM62 131V130H61ZM155 131V130H154ZM177 131V130H175ZM203 131V130H202ZM201 131V132H202ZM232 131V130H231ZM85 133V131H82ZM138 132V131H137ZM135 131V135L137 133ZM152 132V131H151ZM149 133L148 135L152 134ZM158 132V131H157ZM155 132L154 135H158V133ZM160 132V129H159ZM215 131H213L214 133ZM224 132V131H223ZM233 132V131H232ZM231 132V133H232ZM235 132V130H234ZM53 133V132H52ZM55 133V132H54ZM53 133V134H54ZM58 133H60L61 136L62 133L60 131H58ZM58 133H56V137L58 135ZM117 133L116 136H112V134ZM134 133V130H133ZM157 133V134H156ZM186 133V132H185ZM219 133V132H218ZM218 133L216 135H218ZM236 133V132H235ZM15 135V141L13 144H10L11 146L6 147L4 144L6 142L3 141L4 137L7 139V135ZM47 134V131H46ZM50 131L47 134L49 137ZM82 134V133H80ZM84 134V137L85 135ZM96 134V133H95ZM141 134V133H140ZM225 134V132H224ZM228 134V133H227ZM230 134V133H229ZM41 135V134H40ZM59 135V136H60ZM76 135V134H73ZM79 135V134H78ZM88 135V134H87ZM86 135V136H87ZM134 135V136H135ZM180 135V134H179ZM187 135V133H186ZM213 135V134H212ZM226 135V134H225ZM32 136V135H30ZM34 136V135H33ZM52 139H53V135H51ZM147 136V135H146ZM160 136V137H161ZM183 136V135H182ZM227 136V135H226ZM57 141V145H58V139H59V143L60 142H64V143H60L61 145V151H62V145L64 144V146L66 145L67 142H65V137L64 139H62L63 141H61V138H56ZM92 137V138H93ZM136 137V136H135ZM134 137V138H135ZM140 138H142L139 135ZM172 137V136H170ZM169 137V138H170ZM203 137V136H202ZM205 137V136H204ZM225 137V136H224ZM236 137V136H235ZM12 139L14 138L13 135L11 137ZM63 138V137H62ZM82 138V137H81ZM80 138V139H81ZM90 138V137H89ZM126 138V139H125ZM133 138V137H132ZM148 138V136H147ZM168 138V139H169ZM174 138V136H173ZM184 138L183 137V142H184ZM200 138V137H199ZM213 138V137H212ZM227 138V137H226ZM51 139V140H52ZM53 139V140H55ZM155 139V138H154ZM159 139V137H158ZM162 139V137H161ZM178 139H180V137H178ZM207 139V138H206ZM205 139V141H206ZM50 140V141H51ZM52 140V141H53ZM83 139H81L82 141ZM130 140V139H129ZM128 140V143H130V141ZM139 140V139H138ZM142 141V139H140ZM146 140V139H145ZM163 140V139H162ZM171 140V139H170ZM169 140V141H170ZM187 140V138H186ZM200 140V139H199ZM227 140V139H225ZM70 141V139L68 140ZM80 141V142H81ZM89 141V140H88ZM177 141V140H176ZM179 141V140H178ZM190 141V139L188 140ZM195 141H192L193 144L195 143ZM198 141V140H197ZM196 141V142H197ZM201 141V140H200ZM218 141L220 142L221 140L218 139ZM230 141V140H227ZM249 141V140H248ZM77 142V141H76ZM121 142V141H120ZM137 142V141H136ZM155 142V140H154ZM181 142V141H179ZM209 142V141H208ZM133 143V142H132ZM141 143V142H140ZM139 143V145H141ZM164 143V142H163ZM162 143V145H163ZM173 143V142H172ZM171 143V144H172ZM178 143V142H177ZM228 143V142H227ZM50 144V143H49ZM88 144V143H86ZM95 144V145H94ZM131 144V143H130ZM130 144L129 147H132ZM153 144V143H152ZM155 144V143H154ZM165 144V143H164ZM182 144V142L180 143ZM189 144V142H188ZM206 144V143H205ZM216 144V143H215ZM260 144V143H259ZM46 145V144H45ZM44 145V146H45ZM70 145V144H69ZM85 145V144H84ZM83 145V146H84ZM122 145V143H121ZM127 145V146H128ZM144 145H145V141H144ZM148 145V143H147ZM166 145V144H165ZM164 145V146H165ZM169 145V144H168ZM174 145V143H173ZM187 145V144H186ZM202 145V144H201ZM208 145V144H207ZM206 145V146H207ZM263 145V144H262ZM82 146V147H83ZM126 145H124L121 149H124ZM142 146V145H141ZM139 146V147H141ZM146 146V145H145ZM175 146V145H174ZM199 146V145H198ZM212 146V145H211ZM210 146V147H211ZM23 147V151L19 150L18 148ZM48 147H50V145H48ZM89 147V148H90ZM168 147H171V145H169ZM180 147H182L180 145ZM190 147V145H189ZM203 147V145H202ZM216 147V146H215ZM243 147V146H242ZM43 148V147H42ZM46 147H44L45 149ZM51 148H53V145H51ZM60 149V147H58ZM66 148V146L64 147ZM133 148V147H132ZM136 148V147H135ZM134 148V149H135ZM166 148V147H163ZM162 148V149H163ZM185 148V147H184ZM182 148V151L184 150V155L186 154V150ZM217 148H220L219 145ZM214 148V149H217ZM226 148L227 145H226ZM259 148V147H258ZM41 149V148H40ZM43 149V150H44ZM92 150L93 153L95 150ZM118 149V147H117ZM116 151L114 150V153H112V151H109L110 153V157L111 155H113L114 160H112L111 163L107 164V166H105V169H101L100 171L102 172H98V178L97 180L94 182V184H98L100 181L102 182L103 179L105 178V176H108L107 172L111 171V173L113 174L112 178H110V190L112 193V190L114 191V189L117 188L118 185L121 184L120 180L122 179V174L117 173L116 170L118 168H120V166L118 167V164L120 165V163H123L126 161V159L124 158V156L122 155V152H120L119 150ZM132 150L133 152L136 151ZM140 149V148H139ZM157 149L158 150H162L158 148L157 145ZM190 149V148H189ZM188 149V151H190ZM200 149V148H199ZM223 149V148H222ZM257 149V148H256ZM19 150V151H17ZM33 150H37V151H33ZM42 150V153L44 152ZM80 150V149H79ZM126 150V148H125ZM122 150V151H125ZM131 150V148H130ZM129 150V151H130ZM138 150V148H137ZM155 150V149H154ZM157 150V151H158ZM166 150V149H165ZM164 150V151H165ZM168 150V149H167ZM173 150V149H172ZM175 150V149H174ZM198 149H195V151ZM46 151V150H45ZM70 151V150H69ZM85 151V148H84ZM141 151V150H140ZM170 151V150H169ZM177 151V150H176ZM194 151V152H195ZM212 151V150H211ZM216 151V150H215ZM220 151V150H219ZM219 151H216L219 152ZM232 151V150H231ZM258 151V150H257ZM50 152V149H49ZM48 152V153H49ZM76 152V151H75ZM156 152V151H155ZM222 152V151H221ZM5 153V152H4ZM7 153V152H6ZM23 153V154H24ZM39 153V151H38ZM42 153H39V155H43ZM52 153V151L50 152ZM65 153V152H64ZM78 153V154H77ZM77 158L80 159V157H82L79 153L77 152ZM85 153V152H84ZM92 153V154H93ZM124 153V152H123ZM143 153V152H142ZM157 153V152H156ZM160 153V151H159ZM168 153V152H166ZM165 153V154H166ZM170 153V152H169ZM191 153V152H189ZM19 154V153H18ZM22 154V155H23ZM73 154V153H72ZM71 154V155H72ZM75 154V155H76ZM95 154V153H94ZM97 154V153H96ZM94 157L98 158V155H96ZM188 154V153H187ZM195 155V153H193ZM214 154V153H213ZM244 154V153H243ZM8 155V154H7ZM12 155V154H10ZM51 155V154H50ZM50 155H48V157H50ZM69 155V153L67 154ZM102 155V154H101ZM164 155V152L163 154ZM169 155V154H168ZM167 155V157H168ZM181 155V152L178 151V153L175 155L174 154V160L176 159V157H179ZM189 155V154H188ZM21 156V153H20ZM127 156V154H126ZM187 156V155H186ZM245 156V155H244ZM3 157V156H2ZM1 157V158H2ZM6 156H4L5 158ZM14 157V155L12 156ZM11 157V158H12ZM19 157V155H18ZM22 157V156H21ZM36 157V156H35ZM40 157V156H39ZM44 157V156H42ZM56 157V155H55ZM68 157V156H67ZM211 157V156H210ZM240 157V156H239ZM10 158V159H11ZM32 158V157H31ZM53 158V157H52ZM62 158V157H61ZM70 158V157H69ZM72 158V157H71ZM101 158V156H100ZM143 157H141V154L139 152L134 153L131 157L128 156V159H142ZM162 158V157H161ZM173 158V157H172ZM36 159H38L36 157ZM42 158L40 157V160ZM44 159V158H43ZM92 159H96L93 158ZM104 159V158H103ZM102 159V160H103ZM144 159V158H143ZM216 159H219V157ZM261 159V158H260ZM2 160H4V163L2 161V164H5V159L2 158ZM17 160V159H16ZM21 160V159H20ZM34 160V159H33ZM33 160L31 162H33ZM51 160V159H50ZM64 160L66 161V159L64 158ZM64 160L62 159V161L64 162ZM71 160L73 159H69L67 161V166L66 168L69 170H75L73 164H71ZM87 160V159H86ZM147 160V159H145ZM213 160V159H212ZM52 161V160H51ZM80 161V160H79ZM133 161V160H132ZM180 161V158H179ZM193 161V160H192ZM210 161V160H209ZM22 162V161H21ZM20 162V163H21ZM40 162V161H39ZM56 162V161H55ZM78 162V161H77ZM76 162V163H77ZM140 162V161H139ZM174 162V161H173ZM196 162V161H195ZM216 162V161H215ZM14 163H16L14 160H11V162H9V164L11 165H15ZM24 163V162H23ZM65 163V162H64ZM74 163V162H73ZM129 163V162H128ZM127 163V164H128ZM131 163V162H130ZM153 163V162H152ZM28 164V163H27ZM26 164V165H27ZM33 164V163H31ZM43 164V163H41ZM79 164V163H77ZM76 164V165H77ZM82 164V163H81ZM147 164V163H146ZM158 164V163H157ZM181 164V163H180ZM194 164V163H193ZM255 164V163H254ZM8 165V163H7ZM29 165V164H28ZM104 165V164H103ZM160 165V164H159ZM1 169L3 165H0ZM16 166V165H15ZM14 166V167H15ZM25 166V165H24ZM55 166V164H54ZM65 166V165H63ZM82 166V165H81ZM124 166V165H123ZM122 166V167H123ZM165 166V165H164ZM189 166V165H188ZM223 166V165H222ZM225 166V165H224ZM8 167L10 168V166L8 165ZM7 167V168H8ZM77 167V166H76ZM118 167V168H117ZM128 167V166H127ZM8 168V169H9ZM66 168L64 167V170H66ZM99 168V167H98ZM126 168V167H124ZM158 168V167H156ZM197 168V167H196ZM38 169V168H37ZM49 169V167H48ZM56 170V168H54ZM63 169V168H62ZM79 169V168H78ZM148 169V168H146ZM163 169V168H162ZM192 169V168H191ZM3 170V169H2ZM10 170V169H9ZM8 170V171H9ZM15 170V169H14ZM19 169H16V171H18ZM54 170V171H55ZM63 170V171H64ZM120 170V169H119ZM128 171V169H126ZM151 170V169H150ZM58 171V170H57ZM93 171V170H91ZM99 171V170H98ZM173 171V170H172ZM220 171V170H219ZM12 172V171H10ZM20 172V171H19ZM41 172V171H40ZM66 172V171H65ZM77 172V171H76ZM81 172V171H80ZM119 172V171H118ZM151 172V171H150ZM159 172V171H158ZM184 172V171H183ZM196 172V171H195ZM221 172V171H220ZM23 173V172H22ZM44 173V172H43ZM48 173V171H47ZM46 173V174H47ZM58 173V172H57ZM69 173V172H68ZM71 173V171H70ZM82 173V172H81ZM81 173H78L77 175H81ZM99 173H101L99 175ZM123 173V172H122ZM173 173V172H172ZM171 173V174H172ZM175 173V172H174ZM178 173V172H177ZM193 173V171H192ZM192 173L190 174L192 176ZM222 173V172H221ZM250 173V172H249ZM16 174V173H15ZM76 174V173H75ZM83 174V173H82ZM93 174V172H92ZM129 174V173H128ZM133 174V173H132ZM139 174V173H137ZM182 175V173H180ZM195 174V173H194ZM241 174V173H240ZM14 175V174H13ZM19 175V174H17ZM24 176V174H22ZM22 175H20L19 178V182H15V181H10L12 183V185H14V183L19 185H25L26 183L30 182L31 178H27V177H23ZM44 175V174H43ZM52 175L53 172H52ZM74 175V174H72ZM79 175V177H80ZM88 183L89 180H92V176L89 172L88 174ZM95 175V174H93ZM105 175V176H104ZM124 175V174H123ZM140 175V174H139ZM143 175V174H142ZM189 175V176H190ZM221 175V174H220ZM242 175V174H241ZM252 175V174H251ZM27 176V175H26ZM51 176V175H50ZM82 176V175H81ZM149 176V175H148ZM167 176V175H166ZM188 176V175H186ZM235 176V175H234ZM12 177V176H11ZM53 176L50 177V181L51 178ZM63 177V176H62ZM74 177V176H73ZM104 177V178H103ZM109 177V176H108ZM128 175L126 173V178L128 180ZM140 178V176H137ZM151 176H149L150 178ZM15 177H13L14 179ZM49 178V177H48ZM84 177H82L81 179H83ZM124 178V177H123ZM125 178V180H126ZM170 178V177H168ZM245 178V177H244ZM95 179V178H94ZM137 178H134V180ZM145 179V178H144ZM151 179V178H150ZM149 179V180H150ZM177 179V178H176ZM194 179V178H193ZM12 180V179H11ZM84 180V179H83ZM83 180L81 181H77L76 185H74V187H76V190H81L83 188H85L86 183L83 182ZM108 180V181H109ZM142 180V179H141ZM148 180V181H149ZM158 180V179H157ZM167 180V179H165ZM18 181V180H17ZM37 181V180H36ZM35 181V183H36ZM151 181V180H150ZM171 181V180H170ZM41 182V181H40ZM73 182H76L73 180ZM87 182V181H86ZM104 182V181H103ZM102 182V183H103ZM130 182V181H129ZM132 182V181H131ZM138 182V181H137ZM177 182V180H176ZM181 182V181H180ZM44 183V181H43ZM149 183V182H148ZM159 183V182H158ZM165 184V181L161 182ZM258 183V182H257ZM260 183V182H259ZM1 184V183H0ZM74 184V183H73ZM91 184V181L90 183ZM88 184V185H89ZM144 184V181H143ZM10 185V184H8ZM122 185V184H121ZM142 185V183H141ZM158 185V184H157ZM166 185V184H165ZM170 185V184H169ZM179 185V184H178ZM189 185V184H188ZM2 187V185H0ZM15 186V185H14ZM26 186V185H25ZM34 186V185H32ZM37 186V185H36ZM45 187H47L48 185H44ZM42 186V187H44ZM94 186V185H93ZM130 186V185H129ZM156 186V185H155ZM180 186V185H179ZM11 187V185H10ZM17 187V186H15ZM43 188L42 191L45 192L44 189L47 188ZM57 187V186H56ZM73 187V185H72ZM92 187V184L90 186V188ZM101 187V186H100ZM147 187V186H146ZM162 187V186H161ZM170 187V186H169ZM192 189V186H190ZM259 187V186H258ZM18 190H20V187H17ZM25 188V187H24ZM50 188V186H49ZM48 188V189H49ZM63 189H66V186L62 187ZM130 188V187H129ZM143 188V192L144 191V187ZM150 188V187H149ZM148 188V189H149ZM155 188V187H154ZM195 188V187H193ZM200 188V187H198ZM47 189V190H48ZM62 189V190H63ZM93 193L98 194L101 190L98 188H91ZM124 189V187L122 188ZM135 189V187H134ZM138 189V188H137ZM152 189V188H151ZM229 189V188H228ZM248 189V188H247ZM13 190V187H12ZM52 189L50 188V191H48L47 193H51ZM67 190H70L69 186L67 188ZM74 190V188H73ZM86 190V189H85ZM126 190V188H125ZM164 190V189H163ZM162 190V191H163ZM196 190V189H194ZM21 191V190H20ZM33 191V190H30ZM57 191V190H56ZM66 191V190H64ZM71 191V190H70ZM75 191V190H74ZM84 191V190H83ZM135 191V190H134ZM140 191V190H139ZM139 191H135L134 193V199H132L126 207H128L129 209H134L132 208L134 205L138 204L137 202H142L144 203L145 199H144V195L141 196V192ZM55 192V191H54ZM63 192V191H62ZM72 192V191H71ZM102 192V190H101ZM126 192V191H125ZM187 192V189H186ZM189 192V191H188ZM252 192V191H251ZM259 192V191H258ZM46 193V195H47ZM56 193V192H55ZM60 192H58L59 194ZM66 193V192H65ZM118 193V191H117ZM120 193V192H119ZM131 193V191L129 192V194ZM158 193V192H157ZM184 193V192H183ZM193 193V191H192ZM74 194V193H73ZM81 194V193H80ZM145 194V193H143ZM151 194V193H150ZM186 195V193H184ZM248 194V193H247ZM43 195V194H42ZM49 195V194H48ZM51 195V194H50ZM53 195V194H52ZM79 195V194H78ZM88 195V194H87ZM161 196H167L168 197V193L167 192H160ZM180 195V194H179ZM202 195V194H201ZM264 195V194H263ZM10 196V195H9ZM57 196V195H56ZM59 196V195H58ZM67 196V195H66ZM76 196V195H75ZM110 196V195H109ZM115 196V195H114ZM120 196V195H119ZM118 196V197H119ZM132 196V195H131ZM154 196V195H153ZM173 196V195H172ZM177 196V195H176ZM249 196V195H248ZM44 197V195H43ZM77 197V196H76ZM130 197V196H129ZM237 197V196H236ZM257 197V196H256ZM48 198V197H47ZM46 198V199H47ZM54 196H50V200H55ZM67 198V197H66ZM85 198V197H84ZM121 198V197H120ZM119 198V199H120ZM260 198V197H259ZM264 198V197H263ZM30 199V198H29ZM59 199V198H58ZM83 199V198H82ZM86 199V198H85ZM126 199L128 200V197H126ZM170 199V198H169ZM195 199V198H194ZM250 199V198H249ZM34 200V199H33ZM32 200V201H33ZM36 200V199H35ZM41 200V199H40ZM45 200V199H44ZM81 200V198L78 197L77 202L79 203ZM144 200V201H142ZM226 200V199H224ZM230 200V199H229ZM228 200V201H229ZM16 201V200H15ZM94 201V200H93ZM155 201V200H154ZM159 201V200H158ZM174 201V200H173ZM223 201V200H222ZM254 201V200H253ZM17 202V201H16ZM35 202V201H34ZM57 202V201H56ZM54 202V203H56ZM76 202V203H77ZM140 202V203H141ZM151 202V201H150ZM263 202V201H262ZM48 203V201H47ZM121 203V202H120ZM158 203V202H157ZM177 203V202H176ZM184 203V202H183ZM231 203V202H230ZM37 204V203H36ZM52 203L48 204L51 205ZM58 205V202L56 203ZM81 205H83V200L82 203H80ZM111 204V201H110ZM166 204V203H165ZM261 204V203H260ZM54 205V204H53ZM52 205V207H53ZM78 205V204H77ZM80 205V206H81ZM140 205V204H139ZM176 205V204H175ZM227 205H229V203L226 204H221V209L223 207H226ZM38 206V205H36ZM34 206V207H36ZM59 206V205H58ZM117 206L118 203H117ZM143 206V205H142ZM178 206V204H177ZM252 206V205H251ZM120 208L122 206H119ZM135 207V206H134ZM157 207V206H156ZM159 207V206H158ZM186 207V206H185ZM228 207V206H227ZM249 207V204H248ZM37 208V207H36ZM84 208V207H83ZM103 208V207H102ZM101 208V209H102ZM125 207H123L124 209ZM184 208V207H183ZM254 208V207H253ZM252 208V209H253ZM47 209V208H46ZM93 209V208H92ZM100 209V210H101ZM105 209V208H104ZM149 209V208H148ZM220 209V210H221ZM236 209V208H235ZM242 209V208H241ZM260 209V208H259ZM43 210V208H42ZM62 210V208L60 209ZM84 210V209H82ZM127 210V209H126ZM135 210V209H134ZM152 210V209H151ZM170 210V209H169ZM239 210V209H238ZM245 210V209H244ZM48 211V210H47ZM54 212V210H52ZM59 211V210H58ZM113 211V210H112ZM131 211V210H130ZM144 213V209L142 210ZM205 211V210H204ZM247 211V210H246ZM257 211V210H255ZM33 212V211H32ZM77 212V211H76ZM76 212H74L76 214ZM89 212V211H88ZM103 212V211H102ZM108 212V210H107ZM110 212V211H109ZM138 212V211H137ZM151 212V211H150ZM161 212V211H160ZM163 212V211H162ZM168 212V210H166V213ZM190 212V211H189ZM188 212V215H190ZM212 212V211H211ZM214 212V211H213ZM243 212V211H241ZM252 212V211H251ZM35 213V212H33ZM48 213V212H47ZM64 213V212H63ZM120 213V211H119ZM126 213V212H125ZM131 213V212H130ZM152 213V212H151ZM192 213V212H191ZM230 213V212H229ZM39 214V213H37ZM44 214V213H43ZM42 214V215H43ZM49 214V213H48ZM54 214V213H53ZM70 214V213H69ZM81 214V218H84V214L86 215V213H80ZM112 214V213H111ZM110 214V215H111ZM121 214V213H120ZM233 214V213H232ZM257 214V213H256ZM33 215V214H32ZM36 215V214H35ZM40 215V214H39ZM67 215V214H66ZM78 215V214H77ZM114 215V214H113ZM146 215V214H145ZM144 215V216H145ZM161 215V214H160ZM176 215V214H175ZM181 215V214H180ZM74 216V215H73ZM79 216V215H78ZM106 216V215H105ZM120 216V215H119ZM143 216V215H142ZM183 216V215H182ZM238 216V215H237ZM35 217H38L35 216ZM34 217V219H36ZM59 217V216H58ZM80 217V216H79ZM86 217V216H85ZM104 217V216H103ZM110 217V216H109ZM126 219V221L130 220V225L131 227H134L133 225V221L136 220V223L138 222V220H140L139 218H141V211H139L138 213H133L131 215L124 216ZM149 217V216H148ZM152 217V216H151ZM150 217V218H151ZM172 217V216H170ZM192 216H190L191 218ZM202 217V216H200ZM207 217V216H206ZM262 217V216H261ZM121 218V217H120ZM164 218V217H163ZM232 218V217H231ZM241 218V217H240ZM243 218V217H242ZM254 218V217H253ZM66 219V218H65ZM109 219V218H108ZM122 219V218H121ZM123 219V220H124ZM146 219V218H145ZM166 219V217L164 218ZM173 219V217H172ZM181 219V218H180ZM183 219V218H182ZM193 219V218H192ZM230 219V218H229ZM39 220V219H37ZM76 220V219H75ZM101 220V219H100ZM142 220V219H141ZM152 220V219H151ZM174 220V219H173ZM209 220V219H208ZM232 220V219H231ZM243 220V219H242ZM255 220V219H254ZM23 221V220H22ZM116 221V220H115ZM150 221V219H149ZM181 221V220H180ZM204 221V220H203ZM54 222V221H53ZM76 222V221H75ZM90 222V221H89ZM125 222V220H124ZM170 222V221H169ZM173 222V221H172ZM175 222V221H174ZM192 222V220H191ZM213 222V221H212ZM226 222V221H225ZM243 222V221H241ZM38 223V222H37ZM51 223V222H50ZM96 223V221H95ZM128 223V224H129ZM140 223V222H139ZM159 223V222H158ZM193 223V222H192ZM209 223V222H208ZM244 223V222H243ZM261 223V222H260ZM99 224V223H98ZM197 224V223H196ZM235 225H237L236 223H234ZM64 225V224H63ZM71 225V224H70ZM97 225V224H96ZM114 225V224H113ZM172 225V224H171ZM204 225V224H203ZM212 225V224H211ZM227 225V223H226ZM255 225V224H254ZM75 226V225H74ZM111 226V225H110ZM126 226V225H125ZM136 226V225H135ZM140 226V225H139ZM147 226V225H146ZM152 226V225H151ZM160 226V225H159ZM176 226V225H175ZM224 226V225H223ZM231 226V225H230ZM234 226V225H233ZM232 226V227H233ZM38 227V226H37ZM138 227V226H137ZM39 228V227H38ZM76 228V227H75ZM83 228V227H82ZM112 228V227H111ZM118 228V226H117ZM124 228V227H123ZM128 228V227H127ZM160 228V227H159ZM181 228V227H180ZM229 228V227H228ZM231 228V227H230ZM243 228V227H242ZM11 229V228H10ZM15 229V228H14ZM21 229V228H20ZM18 229V231L20 230ZM77 229V228H76ZM94 229V228H93ZM107 228H105L104 230H106ZM130 229V228H128ZM127 229V230H128ZM133 229V228H132ZM140 229V228H139ZM143 229V228H142ZM201 229V228H200ZM233 229V228H231ZM247 229V228H246ZM17 230V229H16ZM80 230V229H79ZM116 230V228H112L111 232H114ZM230 230V229H228ZM257 230V229H255ZM261 230V229H260ZM126 231V230H125ZM131 231V230H130ZM140 231V230H139ZM174 231V230H173ZM236 231V229H235ZM250 231V230H249ZM42 232V231H41ZM39 231L38 234L41 233ZM93 232V231H92ZM106 232V231H105ZM108 229H107V233H108ZM132 232V231H131ZM130 232V233H131ZM152 232V231H150ZM181 232V231H180ZM220 232V231H219ZM18 233H21L18 232ZM106 233V234H107ZM115 233V232H114ZM129 234V232H127ZM174 233V232H173ZM173 233L170 232H166L163 233L162 230H158L156 232H153L152 235L150 236L151 238L149 239H154L155 237L157 238L158 236H164L165 235V241L164 242H169L171 240H173ZM199 233V232H198ZM241 233V231H240ZM255 233V232H254ZM260 233V232H259ZM16 234V233H15ZM49 234V233H48ZM93 234V233H92ZM117 234V233H116ZM126 234V235H128ZM231 234V233H230ZM60 235V234H59ZM68 235V234H67ZM175 235V234H174ZM179 235V234H178ZM237 235V234H235ZM234 235V236H235ZM32 236V235H30ZM45 237V240H49V236H45L44 234L42 235V237ZM80 236V235H79ZM83 236V235H82ZM92 236V235H91ZM95 236V235H94ZM149 237L147 234H145L144 232L140 233V237L141 238H146ZM162 236V237H163ZM19 237V236H18ZM39 238V235L37 236ZM56 237V236H55ZM72 237V236H71ZM96 237V236H95ZM108 237V236H106ZM112 237V236H111ZM138 237V235H137ZM250 234H248V232L246 231V234L243 235V239L242 240H249ZM253 237V236H252ZM8 238V237H7ZM33 239V237H31ZM102 238V237H101ZM110 237H108L109 239ZM130 237H128L129 239ZM134 238V237H133ZM155 238V239H156ZM183 238V237H182ZM215 238V237H214ZM213 238V239H214ZM251 238V237H250ZM259 238V237H258ZM261 238V237H260ZM10 239V238H9ZM40 239V238H39ZM89 239V238H88ZM107 239V240H108ZM127 239V236H126ZM136 239V238H135ZM180 239V238H178ZM262 239V238H261ZM8 240V239H7ZM12 240V239H11ZM10 240V241H11ZM35 240V239H34ZM42 240V239H40ZM56 240V238H55ZM86 240V239H85ZM94 240V239H93ZM101 240V239H100ZM105 240V239H104ZM159 240V239H158ZM186 240V239H185ZM184 240V241H185ZM220 240V239H219ZM229 240V239H228ZM81 241V240H80ZM140 241V238H139ZM152 241V240H151ZM174 241V240H173ZM182 241V240H181ZM180 241V242H181ZM252 241V239H251ZM4 242V240H3ZM8 242V241H7ZM46 242V241H45ZM89 242V241H88ZM96 242V241H95ZM123 242V241H122ZM130 243V240L128 241ZM142 242V241H141ZM140 242V243H141ZM147 242V241H146ZM172 242V241H171ZM212 242L211 239H206L205 242L201 245V248H206L210 245L209 243ZM261 242V241H260ZM15 243V242H14ZM126 245L128 244L127 241L125 242ZM132 243V242H131ZM153 243V242H152ZM243 243V242H242ZM1 244V243H0ZM6 244V243H5ZM26 245H28L27 241L26 243H24ZM71 244V243H70ZM87 244V243H86ZM94 244V243H93ZM123 244V243H122ZM143 244V243H142ZM154 244V243H153ZM181 244V243H180ZM259 244V243H258ZM23 245V244H22ZM60 245V244H59ZM58 245V246H59ZM113 245V244H112ZM121 245V244H120ZM125 245V244H123ZM174 245V243H173ZM196 245V244H194ZM194 245H192V250H194ZM222 245V244H221ZM2 246V245H1ZM68 246V245H67ZM65 246L64 248L66 249V251H64V256L68 255V251L69 248ZM75 246V245H74ZM138 246V245H137ZM136 246V248H137ZM141 246V245H140ZM166 246V244H165ZM183 246V245H182ZM216 246V245H215ZM12 247V246H11ZM28 247V246H27ZM27 247L26 246H15V248H13L12 250L6 251L9 252L11 254H24L26 255L27 252ZM106 247V246H105ZM135 247V246H134ZM151 247V246H150ZM220 247V246H219ZM237 247V246H236ZM260 247V245H259ZM258 247V248H259ZM61 248V247H60ZM63 248V247H62ZM96 248V247H95ZM122 248V247H121ZM154 248V247H153ZM183 248V247H182ZM234 248V247H233ZM2 249V247H1ZM11 249V248H10ZM54 249V248H53ZM85 249V248H84ZM98 249V248H97ZM120 249V248H119ZM151 249V248H150ZM186 249V247H185ZM249 249V248H248ZM252 249V248H251ZM250 249V251H251ZM29 250V249H28ZM79 250V249H78ZM117 250V249H116ZM121 250V249H120ZM125 250V249H124ZM138 250V249H137ZM233 250V249H232ZM242 250V247H241ZM57 251V250H56ZM60 251V250H59ZM106 251V250H105ZM112 251V250H111ZM136 251V250H135ZM133 252V254H129L127 253V255L129 254V256H126L125 254V258L124 259H119L118 261H122V262H118L115 260V262H107L109 264H140V262L143 260V254L140 251H136ZM168 251V250H167ZM165 250L166 255H168V257H171V252H167ZM188 251V250H187ZM186 251V252H187ZM222 251V250H221ZM30 252V251H29ZM86 252V251H85ZM109 252V251H108ZM123 252V251H122ZM127 252V251H126ZM181 252V251H180ZM197 252V251H196ZM233 252V251H232ZM117 253V251H116ZM157 253V252H155ZM182 253H183V249H182ZM51 254V253H50ZM74 254V253H73ZM105 254V253H104ZM191 254V253H190ZM211 254V253H210ZM224 254V253H223ZM226 254V253H225ZM239 254L244 255V251L240 252ZM8 255V254H7ZM56 255V254H55ZM72 255V254H71ZM98 255V254H97ZM148 254H146L147 256ZM154 255V254H153ZM173 255V254H172ZM183 255V254H182ZM246 255L248 257V253L246 252ZM4 256V255H3ZM48 256V255H47ZM88 256V255H87ZM105 256V255H104ZM108 256V255H107ZM115 256V255H114ZM150 256V255H149ZM147 256V257H149ZM256 256V255H254ZM31 258V256H29ZM58 257V256H57ZM74 257V256H73ZM113 257V256H112ZM154 257V256H153ZM184 257V255H183ZM188 257V256H187ZM214 257V256H213ZM219 257V256H218ZM3 258V257H2ZM50 258V257H49ZM116 258V257H115ZM122 258V257H121ZM198 258V255H194V256H189V260L190 262L194 259ZM250 258V257H249ZM23 259V258H22ZM33 259V258H31ZM68 259V258H67ZM102 259V258H101ZM174 259V258H173ZM188 259V258H187ZM213 259V258H212ZM233 259V258H232ZM235 259V258H234ZM239 259V258H238ZM1 260V257H0ZM66 260V259H65ZM154 260V259H153ZM171 260V259H170ZM209 260V259H208ZM249 260V259H247ZM254 260V259H253ZM260 260V259H259ZM152 261V260H151ZM160 261V260H159ZM188 261V260H186ZM201 261V260H200ZM232 261V260H231ZM238 261V260H237ZM257 261V260H256ZM47 262V261H46ZM86 262V261H85ZM143 262L145 264H147V262L149 261H142L141 264H143ZM153 262V261H152ZM167 262V261H166ZM218 262V261H217ZM230 262V261H229ZM254 262V261H253ZM105 263V264H107ZM169 263V262H168ZM183 264L185 263V259L182 262ZM238 263V262H237ZM243 263V262H242ZM261 263V262H260ZM21 264V263H18ZM47 264V263H46ZM55 264V263H54ZM59 264V263H58ZM79 264V263H78ZM88 264V263H87ZM102 264V263H101ZM150 264V263H149ZM163 264V263H162ZM171 264V263H170ZM173 264V263H172ZM175 264V263H174ZM186 264V263H185ZM207 264V261H206ZM226 264V263H225ZM232 264V263H231ZM250 264V263H248Z\"/></svg>",
	"mask_w": 264,
	"mask_h": 264
}]
</instances>
